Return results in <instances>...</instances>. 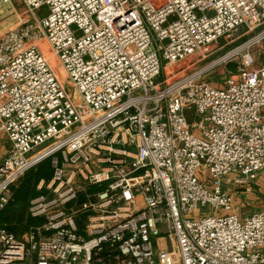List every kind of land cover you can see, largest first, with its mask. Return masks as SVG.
I'll return each mask as SVG.
<instances>
[{"label": "built area", "instance_id": "obj_1", "mask_svg": "<svg viewBox=\"0 0 264 264\" xmlns=\"http://www.w3.org/2000/svg\"><path fill=\"white\" fill-rule=\"evenodd\" d=\"M21 2L0 35V212L28 172L53 174L36 223L0 224V264H264V208L241 215L227 188L264 173V50L244 52L264 43V0ZM232 59L222 85L204 78Z\"/></svg>", "mask_w": 264, "mask_h": 264}, {"label": "rangeland", "instance_id": "obj_2", "mask_svg": "<svg viewBox=\"0 0 264 264\" xmlns=\"http://www.w3.org/2000/svg\"><path fill=\"white\" fill-rule=\"evenodd\" d=\"M44 12H46V8H43L41 11V13ZM29 15L30 14L27 12L26 7L21 2V0H0V35H2L3 33L7 32L12 28H16L20 26L23 20ZM252 36L253 34H246L240 36L239 33L224 36L222 39L214 43V45L209 48V51H212L213 49L222 46L223 44L229 41L231 42L228 45L222 47L216 53H214L207 61L200 64V66L201 65L206 66L210 62L219 59L226 52L244 44L246 41L252 38ZM40 45L44 53L50 56L51 55L50 45L45 40L41 41ZM263 50H264V43L262 44L260 43V44H255L249 49H246L244 52L246 53L247 51H250L258 55ZM237 60L238 59H232L231 61L221 62L215 65L213 68H211L209 71L205 73L204 78L208 81H211L215 85H222V83L227 78L237 74V65H236ZM49 61L52 64V66L58 70V73L62 77V80L64 81L66 86H70L68 77L64 75L61 64L58 61V59L52 56V58H50ZM159 79H161V77ZM72 96L73 97L76 96L74 90H72ZM228 187L235 195V199H236L235 210L241 215H248L252 212L264 208V173L261 174L255 182L249 183L247 184V186H241L243 187L241 190L246 191V193H239L237 189H231L233 187L232 185H229ZM17 233L20 234L22 232L18 231Z\"/></svg>", "mask_w": 264, "mask_h": 264}, {"label": "trees", "instance_id": "obj_3", "mask_svg": "<svg viewBox=\"0 0 264 264\" xmlns=\"http://www.w3.org/2000/svg\"><path fill=\"white\" fill-rule=\"evenodd\" d=\"M52 174L51 160L42 162L37 168L28 172L20 183L13 188L10 203L0 212V224L9 227L13 231L20 230L24 232L29 226L36 223V220L28 215L30 201L39 194L38 186L40 182L42 180L49 181ZM14 220L21 223L22 227L10 225Z\"/></svg>", "mask_w": 264, "mask_h": 264}, {"label": "crops", "instance_id": "obj_4", "mask_svg": "<svg viewBox=\"0 0 264 264\" xmlns=\"http://www.w3.org/2000/svg\"><path fill=\"white\" fill-rule=\"evenodd\" d=\"M9 150H10V144H9L8 140L5 137H0V161L8 153ZM228 186H227V188H229ZM242 188L243 187L239 186L237 188L238 192L239 193H246V191L241 190ZM10 225H12V226L15 225L16 227H22V224L19 223L17 220L12 221ZM17 229H19V228H17ZM16 231L18 232L20 230H16Z\"/></svg>", "mask_w": 264, "mask_h": 264}, {"label": "bare ground", "instance_id": "obj_5", "mask_svg": "<svg viewBox=\"0 0 264 264\" xmlns=\"http://www.w3.org/2000/svg\"><path fill=\"white\" fill-rule=\"evenodd\" d=\"M214 64H215V62H214Z\"/></svg>", "mask_w": 264, "mask_h": 264}]
</instances>
